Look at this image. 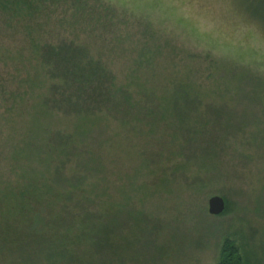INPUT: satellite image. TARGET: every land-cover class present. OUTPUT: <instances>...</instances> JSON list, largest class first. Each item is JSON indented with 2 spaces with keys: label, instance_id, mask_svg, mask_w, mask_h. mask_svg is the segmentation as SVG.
Instances as JSON below:
<instances>
[{
  "label": "rangeland",
  "instance_id": "obj_1",
  "mask_svg": "<svg viewBox=\"0 0 264 264\" xmlns=\"http://www.w3.org/2000/svg\"><path fill=\"white\" fill-rule=\"evenodd\" d=\"M227 239L264 264V0H0V264Z\"/></svg>",
  "mask_w": 264,
  "mask_h": 264
},
{
  "label": "trees",
  "instance_id": "obj_2",
  "mask_svg": "<svg viewBox=\"0 0 264 264\" xmlns=\"http://www.w3.org/2000/svg\"><path fill=\"white\" fill-rule=\"evenodd\" d=\"M218 264H245L234 241L227 239L224 242Z\"/></svg>",
  "mask_w": 264,
  "mask_h": 264
},
{
  "label": "water",
  "instance_id": "obj_3",
  "mask_svg": "<svg viewBox=\"0 0 264 264\" xmlns=\"http://www.w3.org/2000/svg\"><path fill=\"white\" fill-rule=\"evenodd\" d=\"M208 204L211 215H220L225 210V202L219 196L210 198Z\"/></svg>",
  "mask_w": 264,
  "mask_h": 264
}]
</instances>
